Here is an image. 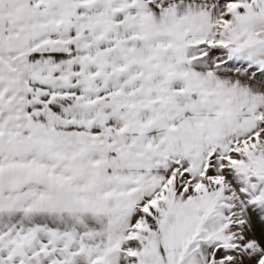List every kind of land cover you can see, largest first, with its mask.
<instances>
[{"label":"snow or ice","instance_id":"1","mask_svg":"<svg viewBox=\"0 0 264 264\" xmlns=\"http://www.w3.org/2000/svg\"><path fill=\"white\" fill-rule=\"evenodd\" d=\"M0 264H264V0H0Z\"/></svg>","mask_w":264,"mask_h":264}]
</instances>
